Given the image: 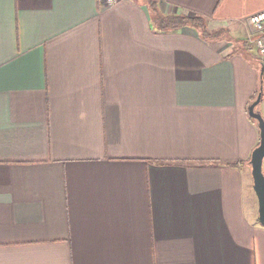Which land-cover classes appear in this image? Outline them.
Segmentation results:
<instances>
[{
	"label": "crops",
	"instance_id": "crops-1",
	"mask_svg": "<svg viewBox=\"0 0 264 264\" xmlns=\"http://www.w3.org/2000/svg\"><path fill=\"white\" fill-rule=\"evenodd\" d=\"M104 2L0 0V264H264V0Z\"/></svg>",
	"mask_w": 264,
	"mask_h": 264
},
{
	"label": "water",
	"instance_id": "water-1",
	"mask_svg": "<svg viewBox=\"0 0 264 264\" xmlns=\"http://www.w3.org/2000/svg\"><path fill=\"white\" fill-rule=\"evenodd\" d=\"M264 65L262 67V83L264 74ZM264 96V86H261L256 98L248 106L249 115L255 119L260 130V142L252 152L250 164L252 167V175L254 181V190L257 194L259 201V223L264 226V117L262 113L257 110L259 104L262 102Z\"/></svg>",
	"mask_w": 264,
	"mask_h": 264
},
{
	"label": "trees",
	"instance_id": "trees-1",
	"mask_svg": "<svg viewBox=\"0 0 264 264\" xmlns=\"http://www.w3.org/2000/svg\"><path fill=\"white\" fill-rule=\"evenodd\" d=\"M149 5L152 13L155 14L157 26L161 30H177L182 27H192L198 30L205 39H218L223 35H226V30L221 29L219 31L211 32L208 29L207 18L196 15L188 16L186 14H170L166 15L161 13L159 9V0H144ZM254 97L253 99H255ZM253 121L255 119L251 118ZM256 122V121H255Z\"/></svg>",
	"mask_w": 264,
	"mask_h": 264
},
{
	"label": "built area",
	"instance_id": "built-area-1",
	"mask_svg": "<svg viewBox=\"0 0 264 264\" xmlns=\"http://www.w3.org/2000/svg\"><path fill=\"white\" fill-rule=\"evenodd\" d=\"M106 5L113 6L120 0H104ZM249 27V48L257 49L264 65V10L254 13L247 19Z\"/></svg>",
	"mask_w": 264,
	"mask_h": 264
},
{
	"label": "rangeland",
	"instance_id": "rangeland-1",
	"mask_svg": "<svg viewBox=\"0 0 264 264\" xmlns=\"http://www.w3.org/2000/svg\"><path fill=\"white\" fill-rule=\"evenodd\" d=\"M262 109V108H261ZM254 190V189H253ZM254 194L256 195V193H255V191H254ZM256 198H257V201H258V197H257V195H256Z\"/></svg>",
	"mask_w": 264,
	"mask_h": 264
}]
</instances>
